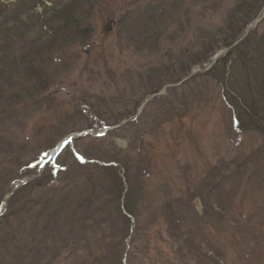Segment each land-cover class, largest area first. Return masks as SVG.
<instances>
[{
	"label": "rangeland",
	"instance_id": "rangeland-1",
	"mask_svg": "<svg viewBox=\"0 0 264 264\" xmlns=\"http://www.w3.org/2000/svg\"><path fill=\"white\" fill-rule=\"evenodd\" d=\"M236 46L264 50V0H0V169L87 131L62 148L57 180L110 193L85 209L82 247L71 237L49 264H264V136L241 112L255 81L236 61L227 87H245L221 82ZM25 235L8 256L0 236L2 264L34 246Z\"/></svg>",
	"mask_w": 264,
	"mask_h": 264
},
{
	"label": "trees",
	"instance_id": "trees-1",
	"mask_svg": "<svg viewBox=\"0 0 264 264\" xmlns=\"http://www.w3.org/2000/svg\"><path fill=\"white\" fill-rule=\"evenodd\" d=\"M240 33H237V36L232 37L228 43H225L224 47L230 46L236 41V39L240 37ZM248 37L250 36L248 35L244 39L238 41L239 43H237V46L239 45V48H241V46L244 45L246 48H250V43L246 42ZM237 46L234 49L231 48L228 51V57L223 60L221 72L223 73V77L221 78V82L227 87L228 82L226 81L227 77H225V74L227 69L230 71L232 65H234L236 61L239 63L241 61L243 63L241 67L245 68V72L248 75H253L255 84H252L251 87H245V84L241 86L235 82H231V85L227 88L231 90L233 86H235L239 90L244 87L247 89L245 91L247 95L244 100L245 102L248 100L249 104L245 103V105L242 104L241 106L242 118L246 121V123L243 122L242 128L252 129L264 136V70L261 66L264 62L261 64L258 59V57H261L259 56L260 53L264 52V50L261 52V48H255L249 50L248 53H239L235 52ZM32 52L31 50L30 54L26 57H31ZM230 55L235 57L230 58ZM228 65H230V67H228ZM246 66H248L247 69ZM259 70L261 73H259ZM229 74L230 73H228V75ZM22 76L23 79L29 80L35 76V72L32 67H30L23 72ZM12 103L13 106L18 104L17 101L14 100ZM10 106L11 105H9V107ZM88 153L95 154L94 151ZM59 155L54 158L52 163H49L43 169L40 175L17 187L6 200L5 209L0 214V236L3 238V252H7L6 254L8 256L9 251H7V244L13 241L16 242L17 239L15 238L18 237L22 231L26 232L25 236L28 243L34 245L26 249V251L19 252V261H12L11 259L7 264H21L20 261L22 258L20 257L25 256L28 257H26L27 259L24 264H29L30 261H32V263L49 264L56 258L54 249L59 247L66 248L71 237H78V239L73 242V247L76 250L79 249V246H81L80 243L84 240L81 236L84 235L82 234L84 231L81 228L82 222L85 219L88 220L86 223V230L89 226V214L85 209L94 208L98 205L101 196L97 191L100 189L103 190V185L99 182H89L88 178H86L81 185H70L69 182L63 180L58 181L61 177H58L57 180V175L62 176V174H68L64 162H59L57 160ZM18 159L19 167H21L20 169L22 170H17V173L11 174L7 169H0V177L7 176L5 184L0 187V202L6 193L7 185L15 180L33 175L37 171L38 162L27 169H23L19 157H15L14 162ZM74 163L77 168L74 173L79 177L78 169L81 167L85 168L86 163L77 160V158H75ZM57 166L58 169L55 168ZM99 167L102 170L105 169L103 166ZM53 171H55V173H53ZM107 176V180L104 179L106 185L108 186V181L111 180L112 183H115L113 185L117 188L119 186L116 185V183H118V178L114 177V174L107 173ZM121 188L122 185L119 187L120 192ZM54 192L57 194L59 192L60 197L55 196ZM103 192L105 191L103 190ZM25 193H28V196L24 198ZM107 193L110 195L108 191L105 192V194ZM32 207H36L33 212H31ZM21 212H23L24 215L20 214ZM9 221L10 223L8 224ZM3 225H7L8 227L5 229ZM75 243H78V246ZM19 250L20 249H17L16 251ZM14 255H16V253ZM0 264H2L1 260Z\"/></svg>",
	"mask_w": 264,
	"mask_h": 264
},
{
	"label": "water",
	"instance_id": "water-1",
	"mask_svg": "<svg viewBox=\"0 0 264 264\" xmlns=\"http://www.w3.org/2000/svg\"><path fill=\"white\" fill-rule=\"evenodd\" d=\"M257 22H258V20H257L254 24H256ZM109 28H110V22H108V23L104 26L103 30H104V31H107ZM122 123H123V122H122ZM105 131H106V129H103V132H105ZM88 134H89L88 132H81V133H76V134L70 135L69 137L84 136V135H88ZM57 148H58V147L54 148V149L51 151V153L54 152ZM22 182H24V181H20V182H18V183H14V184L12 185V190L15 188L16 185H18L19 183H22ZM2 205H3V204H2ZM2 205H1V208H2Z\"/></svg>",
	"mask_w": 264,
	"mask_h": 264
}]
</instances>
